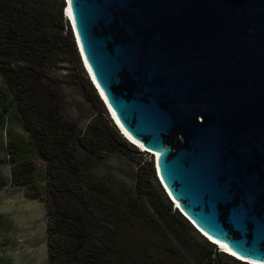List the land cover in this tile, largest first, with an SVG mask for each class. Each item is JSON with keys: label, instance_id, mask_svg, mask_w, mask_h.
Masks as SVG:
<instances>
[{"label": "water", "instance_id": "water-1", "mask_svg": "<svg viewBox=\"0 0 264 264\" xmlns=\"http://www.w3.org/2000/svg\"><path fill=\"white\" fill-rule=\"evenodd\" d=\"M68 5L92 77L181 212L264 264V0Z\"/></svg>", "mask_w": 264, "mask_h": 264}, {"label": "trees", "instance_id": "trees-1", "mask_svg": "<svg viewBox=\"0 0 264 264\" xmlns=\"http://www.w3.org/2000/svg\"><path fill=\"white\" fill-rule=\"evenodd\" d=\"M42 2L0 0V164L11 166V175L0 171V190L22 186L29 196L50 197L48 264H188L184 251L173 247L176 242L196 264H253L218 252L216 243L200 235L178 208L172 212L163 190L156 196L146 185L138 184L134 192H115L91 174L85 180L87 187L83 185L77 146L88 152L107 146L138 149L110 120L111 135L101 125L95 135L82 133L62 114L60 87L41 83L59 49L70 48L84 73V88L100 110L106 111L77 52L73 28L64 19L66 3L62 2L58 15H49ZM47 97L55 100L52 106L46 103ZM15 126H22L28 135L16 132ZM35 155L47 164L46 187L40 184ZM136 162L140 168L147 164L150 176L155 177V158ZM35 186L40 190L31 195ZM135 219L144 226L133 227ZM159 221L167 225L170 238L158 234ZM189 232L198 233L200 240L190 241ZM0 264L11 262L0 257Z\"/></svg>", "mask_w": 264, "mask_h": 264}, {"label": "rangeland", "instance_id": "rangeland-1", "mask_svg": "<svg viewBox=\"0 0 264 264\" xmlns=\"http://www.w3.org/2000/svg\"><path fill=\"white\" fill-rule=\"evenodd\" d=\"M42 1L45 11L49 15H58L62 2L67 5L66 0ZM65 10L63 8L64 19L68 21L71 27V22L67 19ZM77 52L82 61L78 46ZM83 66L87 76L91 80L84 63ZM44 71L46 78L44 77L40 80L41 83L45 86L52 84L54 89H56V86L61 89V96L64 101L62 114L67 121L75 125L82 133L89 134L90 136L97 134L99 125L103 126L111 135L108 125L111 123L116 124L106 104L103 102L106 108V111L103 112L100 110L94 96L84 88V73L79 71L77 56L72 49L60 48L54 61ZM45 101L51 106L55 102L51 97H47ZM14 130L23 135H28L24 132L22 126H15ZM6 140H8L7 136H5ZM136 149H138L137 146ZM138 150L107 146L94 152H88L82 146H77L76 156L84 170L81 178L84 183L83 185L87 187L85 180L91 174L115 192H134L138 184H141V186L146 185L156 196H159L163 190L171 201L173 206L172 212H174L176 207L165 190L158 174L156 173L155 177L150 176L147 164H145V168H140L141 165L136 162L137 160L144 159L147 163L154 159L155 155L150 152L142 153L143 151ZM35 159L40 171V184L46 187L49 179L47 164L36 155ZM0 171L6 175H11V166L9 164H0ZM38 190L40 189L35 186V189L30 190L31 195H37ZM49 201H51L50 197L48 198L46 194H41L39 197L29 196L28 189L22 186L9 185L0 190V257L9 260L11 264L49 263ZM147 206L149 211L155 215L150 205L147 204ZM137 226L140 228L144 225L140 220L135 219L133 227ZM193 226L196 227L194 224ZM156 230L158 234L165 235L166 238H170L171 236L168 233L167 225L161 221L157 222ZM197 231L200 235H203L198 229ZM198 233L189 232L186 235L190 241L197 242L200 240ZM173 247L175 250L182 249L184 251L186 255L184 258H188V264H196L188 250L183 248L178 242L174 243ZM218 256L220 257V255ZM172 262L168 264H178Z\"/></svg>", "mask_w": 264, "mask_h": 264}, {"label": "bare ground", "instance_id": "bare-ground-1", "mask_svg": "<svg viewBox=\"0 0 264 264\" xmlns=\"http://www.w3.org/2000/svg\"><path fill=\"white\" fill-rule=\"evenodd\" d=\"M67 12L70 14V16H71V18H73V16H72V11H71V9H70V6L68 5V8H67ZM82 52V51H81ZM84 56V55H83ZM84 60H85V62H86V65L89 67V70H90V72L92 73V71H91V69H90V66H89V64H88V62H87V60L85 59V57H84ZM92 75V74H91ZM111 109V108H110ZM112 111V110H111ZM113 113V112H112ZM114 115V114H113ZM115 116V115H114ZM116 118V117H115ZM113 119V118H112ZM116 120H117V118H116ZM117 122L119 123V121L117 120ZM119 125H120V127L122 128V130H123V132L126 134V132H125V130L123 129V127L121 126V124L119 123ZM126 136L131 140V141H133L127 134H126ZM134 142V141H133ZM136 143V142H135ZM137 144V143H136ZM137 147L139 148V149H141V150H146L147 151V149H146V147L144 146V145H141V144H137ZM176 201V200H175ZM176 203H177V205H179V203L176 201ZM206 235V234H205ZM213 240V239H212ZM215 241V240H214ZM215 242H217V241H215ZM218 243V246L223 250V251H225V252H227V253H231V254H233V255H235V256H237V257H239V258H242V257H240V256H238L237 254H235V253H233V252H231L227 247H225L223 244H221V243H219V242H217ZM242 259H244V258H242ZM244 260H247V259H244Z\"/></svg>", "mask_w": 264, "mask_h": 264}, {"label": "clouds", "instance_id": "clouds-1", "mask_svg": "<svg viewBox=\"0 0 264 264\" xmlns=\"http://www.w3.org/2000/svg\"><path fill=\"white\" fill-rule=\"evenodd\" d=\"M68 18V17H67ZM78 45V44H77ZM83 61V60H82ZM89 74V73H88ZM96 88V87H95ZM98 92V91H97ZM99 94V93H98ZM102 99V98H101ZM117 126V125H116ZM118 127V126H117ZM118 129H119V127H118ZM120 130V129H119ZM121 132V131H120ZM125 137V136H124ZM136 146V145H135ZM139 149V148H138ZM141 151V150H140Z\"/></svg>", "mask_w": 264, "mask_h": 264}, {"label": "built area", "instance_id": "built-area-1", "mask_svg": "<svg viewBox=\"0 0 264 264\" xmlns=\"http://www.w3.org/2000/svg\"><path fill=\"white\" fill-rule=\"evenodd\" d=\"M143 152H146V151H143ZM220 252H224V253H227V252H225V251H223V250H222V251H220Z\"/></svg>", "mask_w": 264, "mask_h": 264}]
</instances>
